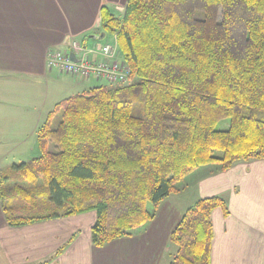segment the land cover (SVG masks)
I'll return each instance as SVG.
<instances>
[{
	"label": "trees",
	"instance_id": "obj_1",
	"mask_svg": "<svg viewBox=\"0 0 264 264\" xmlns=\"http://www.w3.org/2000/svg\"><path fill=\"white\" fill-rule=\"evenodd\" d=\"M99 17L129 84L57 102L37 157L0 174V209L12 228L93 212L102 248L152 220L195 170L264 160V0H127ZM216 209L227 215L224 198L183 212L169 264L211 263Z\"/></svg>",
	"mask_w": 264,
	"mask_h": 264
},
{
	"label": "crops",
	"instance_id": "obj_2",
	"mask_svg": "<svg viewBox=\"0 0 264 264\" xmlns=\"http://www.w3.org/2000/svg\"><path fill=\"white\" fill-rule=\"evenodd\" d=\"M126 2L0 0V144L6 151L23 146L22 136L38 127L49 82L79 85L47 69L48 49L66 51L71 39L91 47L104 38L98 31L101 8L122 15ZM206 168L195 179L197 199L182 201L180 190L171 194L152 220L102 248L91 243L92 212L12 228L0 209V258L3 264H165L183 212L199 199L219 196L227 215L220 209L211 214L210 264H264V160L237 162L222 172Z\"/></svg>",
	"mask_w": 264,
	"mask_h": 264
},
{
	"label": "built area",
	"instance_id": "obj_3",
	"mask_svg": "<svg viewBox=\"0 0 264 264\" xmlns=\"http://www.w3.org/2000/svg\"><path fill=\"white\" fill-rule=\"evenodd\" d=\"M46 67L74 80L102 82L112 87L127 84L131 74L115 45L87 47L73 39L66 51L48 49Z\"/></svg>",
	"mask_w": 264,
	"mask_h": 264
},
{
	"label": "rangeland",
	"instance_id": "obj_4",
	"mask_svg": "<svg viewBox=\"0 0 264 264\" xmlns=\"http://www.w3.org/2000/svg\"><path fill=\"white\" fill-rule=\"evenodd\" d=\"M99 33H102L100 28L98 29ZM92 42V41H91ZM104 45V44H111L115 45L118 49L117 42L115 37L111 36H105L103 39L95 41V43L92 45ZM119 53V49H118ZM120 54V53H119ZM63 75V74H62ZM65 79V78H64ZM68 79V78H67ZM69 80V79H68ZM63 80L61 84H55V86L51 85V83H48V99L45 107L41 109L42 113V119L39 123L42 124V122L45 119L46 114L53 109V106L59 102L60 100L74 96L76 94H80L83 91L87 90L90 87H95V86H108L106 83L102 82H87L81 79H76V82L79 83L78 86H73L71 85L70 80ZM68 83V85H67ZM129 84V83H127ZM126 85V84H125ZM32 110H29V113H31ZM38 125V126H39ZM222 127V126H220ZM219 127V128H220ZM28 129V128H27ZM27 129L25 131H27ZM37 129V127H36ZM35 131L32 133V129L29 130V132L25 135L22 136V140H24V145L21 147H18L16 149H13L11 151H6L5 147L3 146V143L0 144V174L2 172H5L10 169V167L15 164V163H20V162H28L32 160L33 158L37 157L38 151L36 147V138H35ZM32 133V134H31ZM11 138V137H9ZM18 139V137H16ZM16 138L13 140L15 141ZM12 141V138L9 139ZM207 168H199L198 170L192 172L190 175L186 176L179 184H178V189L180 190L179 196L180 199L184 202H188L189 200L191 201L193 198H198L197 196V188L195 182L198 180H195L197 176ZM172 197H175L174 195H171ZM192 198V199H191ZM148 209H151L150 206L147 207ZM91 213V212H90ZM93 213V212H92ZM170 252L172 254L171 257H168V260L165 264H169L173 258V256L176 253L177 247L175 244L170 243ZM4 261V260H3ZM0 264H3L2 259L0 258Z\"/></svg>",
	"mask_w": 264,
	"mask_h": 264
},
{
	"label": "water",
	"instance_id": "obj_5",
	"mask_svg": "<svg viewBox=\"0 0 264 264\" xmlns=\"http://www.w3.org/2000/svg\"><path fill=\"white\" fill-rule=\"evenodd\" d=\"M70 58L73 59V55H71Z\"/></svg>",
	"mask_w": 264,
	"mask_h": 264
}]
</instances>
